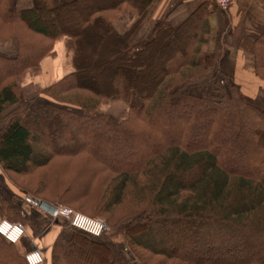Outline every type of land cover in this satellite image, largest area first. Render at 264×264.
<instances>
[{"label":"trees","instance_id":"1","mask_svg":"<svg viewBox=\"0 0 264 264\" xmlns=\"http://www.w3.org/2000/svg\"><path fill=\"white\" fill-rule=\"evenodd\" d=\"M151 4L71 0L51 8L0 0V40L18 43L14 58L0 56V171L33 199L85 204L89 209L74 208L110 226L100 237L60 231L50 264H264V109L219 71L243 38L228 44L226 35L213 33L204 3L176 26L169 14L149 40L131 44L134 30L121 34L113 23L125 8L143 17ZM60 38L71 43L73 71L40 91L52 105L26 109L21 79L38 71ZM96 46L102 51L90 59L100 61L88 69L83 59ZM249 51L264 84V34ZM212 69L211 94L192 93L191 82ZM109 101L128 106L125 120L114 123L99 112ZM92 130L106 133L90 141ZM120 153L127 156L117 159ZM59 166L70 170L67 176L45 178ZM12 176L36 180L18 186ZM3 220L34 241L51 223L5 191ZM15 245L0 235V264H28Z\"/></svg>","mask_w":264,"mask_h":264},{"label":"rangeland","instance_id":"2","mask_svg":"<svg viewBox=\"0 0 264 264\" xmlns=\"http://www.w3.org/2000/svg\"><path fill=\"white\" fill-rule=\"evenodd\" d=\"M163 1V0H160ZM153 2V0H152ZM153 4V3H152ZM152 4L148 7L146 13L144 14V16L142 17L141 15H139L138 12L136 11H130L129 9L125 8V11L123 13V15L119 18L116 19V21L113 23L115 29L121 33L124 34L126 32H129L131 30L133 31V34L130 38V43L131 44H136L138 42L141 41H147L150 39L151 36V31L154 27V25L161 19L166 18L167 16H169V14L172 13V15L170 16V22L172 24H176L179 19L181 18V16L183 17L185 14L188 13L189 11V7H183L181 5H173V6H165V5H161L160 2L159 4H155V6H152ZM209 5V10L212 12L213 10L216 9L214 2L211 1V4L206 3ZM200 7V6H199ZM198 8V7H197ZM124 9V8H123ZM99 35H102V33H100ZM103 36V35H102ZM214 34H212L209 37L210 43H213V38ZM107 38V36H106ZM232 39H227V43H233ZM16 41L15 39L11 38V39H7V40H0V53H3V49H4V44H6V41ZM17 42V41H16ZM59 43L62 45L63 51V59L66 61L69 60L68 64L70 65L71 63V43L67 38H60L58 40L55 41L54 43V48L56 46V44ZM228 43V44H229ZM18 45V43H17ZM53 48V50H54ZM211 48V46L207 47L205 49V53L208 52V50ZM89 49V48H88ZM6 50V49H5ZM52 50V52H53ZM91 51L89 52V54H86V56L84 57L83 60H85V62L88 60L90 63L88 64V69H93L97 63L100 61L99 59L94 60V59H90V57H92L93 54L99 55V52L102 51V47L101 46H96L93 49H90ZM89 51V50H88ZM52 52L46 56L50 57V55L52 54ZM250 55V53H248ZM17 55V54H16ZM15 55V56H16ZM1 56V54H0ZM4 56V55H2ZM44 58V59H45ZM115 63H111L112 67H115L114 65ZM41 65V63H40ZM72 67V65H71ZM40 70V66L38 71H29L27 72L21 79V87L22 84L25 83L27 80L28 81H33L35 82L36 79L35 77H37L38 73ZM72 71H73V67H72ZM219 71H222L219 68ZM215 70L212 69L209 72H207L205 74V76H203L201 79L191 82V85H193L191 87L192 89V93L196 94V95H206V94H211V92L213 91V85L211 83V80L213 79V75L215 74ZM229 76V83H234L236 86H238V88L242 91L244 97L246 98V101L251 102V103H255L260 109H264V97H263V92L264 89L263 87L258 84H250L248 85L243 79H241L240 77H236L234 76V78L232 77V75H228ZM55 84V83H54ZM53 84V85H54ZM52 86V85H50ZM48 86V87H50ZM45 87V88H48ZM45 88H36L34 91L33 89H31L30 87L24 88V100H26L27 102H23V106H25L26 109H31L34 107H38L40 106L42 103L43 104H50L52 105L53 102H49V100L42 96L40 94V91L42 89ZM20 92H21V88H20ZM27 98V99H26ZM132 105L135 106H140L141 102L137 99V98H133L131 101ZM22 105V104H21ZM73 110V112H75L76 114H81V111L76 110V109H71ZM99 112L105 114L112 122L114 123H119L122 120H125L128 114V106L126 104H124L123 102L120 101H109V102H105L103 105H101ZM105 131L104 130H92L91 132H88V137L90 139V141H94L95 139L102 137L103 135H105ZM62 146V145H61ZM105 159H107L108 161H116L115 159H113V157L110 155H102ZM127 155L125 153H120L119 157L117 159H123V157H126ZM63 166H59L55 169H53L52 171L48 172L45 175V178L49 177L48 174H58L60 176H62V173H64V176H67V172H69L70 170L67 168H65V170L63 169ZM62 171V172H61ZM64 176H62V178H64ZM13 177V176H12ZM13 182H16V184L19 186L21 184H28L29 186H34V182L36 180L35 176L33 177H25V176H19V177H13ZM8 179H6V177L2 174V172L0 171V195L1 193H3V191H5V193H7L11 198H15V200H19V202H21L23 204V207L27 209L28 213L34 214L36 212L38 213H44L43 210H39L40 208H37L35 206H33L30 202L27 201V198L31 199V200H35V201H40L41 204V209H51L49 206H53V207H58V208H65V209H69L74 213L89 217V218H97V219H101L105 222V220L102 217H97V216H88L87 214H82L80 212H77L76 209L74 207L76 206H80L83 208H87V205L85 204H77L74 207L71 208H67L65 206H62L60 204H52L49 203L47 201H42V200H36L33 199L30 194L28 193V191L21 187H17L16 185H13L12 183H8L7 181ZM49 180V179H48ZM41 211V212H40ZM48 217L53 218L52 216H50V214H48ZM51 218H49L51 220ZM53 223H57L55 227H53L54 225H52ZM106 224V222H105ZM107 225V224H106ZM108 226V225H107ZM71 228L69 222L67 219L65 218H61V217H57L55 218L53 221L51 220V223H49L46 227V231L49 230L50 233H53L54 236L57 235L60 231H69V229ZM109 229V233H111V229L110 226H108ZM45 231V232H46ZM121 236L117 235L114 239L115 240H120ZM16 248L18 249V251L23 254L24 256H26L27 254H29L30 252H32L34 249H37L40 251L41 255H42V259H43V264H50V258L48 257V250L50 248H46L44 247L40 240H35L30 238L28 233L26 232V236L22 237L18 244L15 245Z\"/></svg>","mask_w":264,"mask_h":264},{"label":"crops","instance_id":"3","mask_svg":"<svg viewBox=\"0 0 264 264\" xmlns=\"http://www.w3.org/2000/svg\"><path fill=\"white\" fill-rule=\"evenodd\" d=\"M34 6L47 5L48 7H57L63 3L70 2L71 0H31ZM213 0H153L152 6L155 4L173 6L181 5L183 7H189V11L183 17L179 19L176 24L181 23L189 14H191L197 7L204 3L211 4ZM9 5L13 6L15 0H8ZM210 24L213 33H219L226 35L227 38L242 37L243 45L238 49L233 58L225 56L219 65V68L227 75L238 76L243 79L248 85L260 84L264 89V84L257 78L255 73V61L249 51L250 45L264 34V0H238L235 2L227 12H221L217 8L211 12ZM6 49V50H5ZM3 53L1 56L7 58H14L18 51V45L16 41H6L4 44ZM62 45L57 43L50 57L42 60L40 70L35 77L36 81H26L22 84L20 92V104L23 105L24 100L23 90L30 87L33 91L38 88H45L58 82L66 75L72 72L71 63L69 60L63 59ZM250 53V55L248 54ZM208 52L203 53L202 56L207 55ZM235 79V78H234ZM27 99V98H26ZM51 103L52 101L49 100ZM50 105V104H49ZM51 230V229H49ZM47 230L40 239L41 244L44 247L50 248L57 235Z\"/></svg>","mask_w":264,"mask_h":264},{"label":"built area","instance_id":"4","mask_svg":"<svg viewBox=\"0 0 264 264\" xmlns=\"http://www.w3.org/2000/svg\"><path fill=\"white\" fill-rule=\"evenodd\" d=\"M237 1L238 0H213L215 7L221 12H227L228 9ZM27 201L30 202L33 206L40 208L39 210H43L44 213L42 214H44L45 216L48 217V214H50V216H52L53 218H48H51L52 221L57 217H63L68 220L72 228L85 232L93 237H100L109 232L108 226L101 219L89 218L74 213L69 209L53 207L50 205L47 206H49L51 209H41L42 203L40 201L31 200L29 198H27ZM10 231L15 232L12 237L8 236L10 234ZM0 235L7 241L17 243L22 237L26 236V231L19 224H12L8 221L3 220L0 222ZM25 258L28 264H43L41 253L38 251L30 252L25 256Z\"/></svg>","mask_w":264,"mask_h":264},{"label":"bare ground","instance_id":"5","mask_svg":"<svg viewBox=\"0 0 264 264\" xmlns=\"http://www.w3.org/2000/svg\"><path fill=\"white\" fill-rule=\"evenodd\" d=\"M24 230H25V229H24ZM4 232H6V231H4ZM9 233H10V234H9L8 236H9V237H12V235H14V233H15V232H13V231H10ZM9 242H10V241H9ZM10 243H12V242H10ZM12 244H18V242H17V243H12ZM35 251H38V252H40V251H39V250H37V249H34V250H33V252H35ZM41 256H42V255H41Z\"/></svg>","mask_w":264,"mask_h":264}]
</instances>
